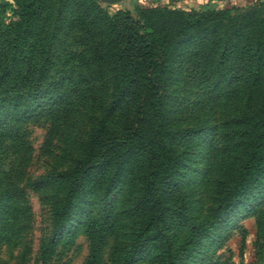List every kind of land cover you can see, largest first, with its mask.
Segmentation results:
<instances>
[{"label": "rangeland", "instance_id": "rangeland-1", "mask_svg": "<svg viewBox=\"0 0 264 264\" xmlns=\"http://www.w3.org/2000/svg\"><path fill=\"white\" fill-rule=\"evenodd\" d=\"M44 1L47 13L43 19L28 40L17 41V3L0 0V35H6L0 36V57L7 50L20 65L19 72L0 91L53 90L54 102L66 111L53 137L48 116L0 127V264H86L91 240L84 224L101 210L99 197L94 198L89 210H76L53 255L47 260L39 258L51 235L53 198L56 193H64L63 188L51 185L45 177L70 168L80 157L112 91V67L104 63L100 45L106 41L99 36L104 19L120 24L125 20L123 13H127L134 21L144 23L150 14L146 9L151 6L186 12L207 9L205 5L194 7L192 2L184 5L178 0H125L115 4L99 0L98 8L87 5L82 9L75 0H63L70 4L56 20L59 1ZM245 1L217 7L239 14L249 5L264 2ZM79 16L87 23L93 22L87 29L93 33L96 46L89 34L74 23ZM209 38L206 33L184 39L176 47L163 82L166 127L174 132L172 142L183 158L172 182L177 186L173 191L176 198L179 196L177 201L189 202L196 222L205 218L211 206L223 123L240 114L243 96L240 85L232 83V74L216 71L218 57L213 56L214 44ZM83 40L92 47L83 46ZM31 68L33 73L27 81L19 79L18 74L24 75ZM34 182L37 183L33 185ZM128 190L129 176L123 175L109 198L115 224L103 246L101 264H115V258L126 254L131 243V221L125 212L133 198ZM166 197L171 208V186ZM260 220L264 224V186L210 230L184 264H264ZM185 233L181 229L177 245ZM137 259L133 264H162L151 249L143 250Z\"/></svg>", "mask_w": 264, "mask_h": 264}, {"label": "trees", "instance_id": "trees-1", "mask_svg": "<svg viewBox=\"0 0 264 264\" xmlns=\"http://www.w3.org/2000/svg\"><path fill=\"white\" fill-rule=\"evenodd\" d=\"M58 1L56 20L70 4ZM75 1L78 8L99 7V0ZM15 2L19 15L16 40H28L47 13L45 1ZM146 10L150 14L144 23L134 21L127 13H123L125 20L120 24L108 18L101 23L99 36L106 39L100 44L101 52L104 63L112 67V91L80 157L70 168L45 177L64 193H56L53 198L52 230L41 248V260L53 255L76 210H89L94 198L99 197L102 208L84 227L91 240L86 264H101L103 246L115 224L109 198L123 175L129 176L128 192L133 198L125 212L132 232L128 251L116 257L115 264H133L148 249L155 251L162 264H184L210 230L264 186V2L249 5L239 14L210 5L203 12L152 6ZM74 23L96 46L93 33L87 29L93 22L79 16ZM206 33L210 35L207 40H213V56L218 57L216 71L232 74L231 81L240 85L243 96L240 114L223 123L211 206L205 218L196 222L189 202L177 201L179 196L176 198L173 191L177 186L172 182L183 158L172 142L174 132L166 127L163 82L176 47L192 35ZM82 45L92 47L85 40ZM19 70V63L4 51L0 57V87ZM32 73L31 68L17 76L27 81ZM52 92L0 91V127L48 116L53 137L66 111L54 102ZM43 101L49 104L43 105ZM170 186L171 208L166 204ZM181 229L186 233L177 245ZM259 237L264 240L262 220Z\"/></svg>", "mask_w": 264, "mask_h": 264}, {"label": "crops", "instance_id": "crops-1", "mask_svg": "<svg viewBox=\"0 0 264 264\" xmlns=\"http://www.w3.org/2000/svg\"><path fill=\"white\" fill-rule=\"evenodd\" d=\"M240 1L243 0H178L179 3L187 5V4H193L194 7H201V6H234L238 5ZM250 2L251 0H246L245 2Z\"/></svg>", "mask_w": 264, "mask_h": 264}, {"label": "water", "instance_id": "water-1", "mask_svg": "<svg viewBox=\"0 0 264 264\" xmlns=\"http://www.w3.org/2000/svg\"><path fill=\"white\" fill-rule=\"evenodd\" d=\"M125 0H101V2L103 3H108V4H115V3H119Z\"/></svg>", "mask_w": 264, "mask_h": 264}]
</instances>
